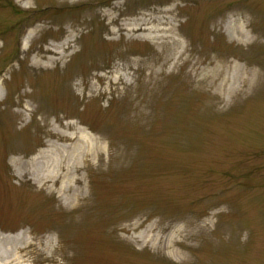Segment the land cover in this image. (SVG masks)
Masks as SVG:
<instances>
[{
  "label": "rangeland",
  "instance_id": "374dc122",
  "mask_svg": "<svg viewBox=\"0 0 264 264\" xmlns=\"http://www.w3.org/2000/svg\"><path fill=\"white\" fill-rule=\"evenodd\" d=\"M88 132L81 182L34 179ZM0 233L31 264H264V0H0Z\"/></svg>",
  "mask_w": 264,
  "mask_h": 264
},
{
  "label": "bare ground",
  "instance_id": "6f19581e",
  "mask_svg": "<svg viewBox=\"0 0 264 264\" xmlns=\"http://www.w3.org/2000/svg\"><path fill=\"white\" fill-rule=\"evenodd\" d=\"M108 18L109 23L115 22L117 20V17L113 16L112 14H108ZM155 20L157 21H152L153 23H151L149 26L143 27L144 24L146 25L150 22L146 20V18H143L141 22H137L133 26H129V28H126V26L124 25L123 29L128 35L132 32L142 30L148 32L152 38L161 39L162 42H166L168 39H173V42L170 41L172 44L174 43L177 46L183 45V42H181V40L175 38L174 27L172 26L170 20ZM163 23H167L168 26H162ZM227 34L230 38H236L238 37V35H241V37H246L248 33L244 25L240 24L236 27V29L228 30ZM25 38L29 39L30 35L27 34ZM39 51L43 54L56 53V51H54V49L50 47L41 48L39 49ZM79 128L84 130L82 127ZM59 136L60 137H58V140H62L65 142H73L74 139H76V142L73 143L74 145L72 146L70 155L68 157V163L70 164H64L61 155L55 156L54 159L52 156H50L47 160H44L46 158V153L41 152L40 155L37 154L31 158V160L34 163L38 164L40 167L38 170H36L33 177L36 181L41 182L42 179L46 178L41 174L44 173L43 170H45V172H47V176H52L57 179L58 177L69 174L71 176V180H73L75 183H79L82 181V178H79L76 175L77 167L75 162L76 160L80 161L82 158H84L85 155L89 153L87 148H89L90 143H92L93 139L95 138L89 132L85 135H82L81 137H76L75 133L61 134ZM74 195L78 196L76 192H74ZM25 233L26 232L22 230L15 234L13 237L18 239L19 237L24 236V238H26ZM0 236H2L1 233ZM148 240L152 241L153 238L149 237ZM21 252H23V250L19 247L18 243L11 242L10 240L6 243L4 239L0 240V264H31L30 260L25 258L26 253L30 252H26L25 254Z\"/></svg>",
  "mask_w": 264,
  "mask_h": 264
}]
</instances>
